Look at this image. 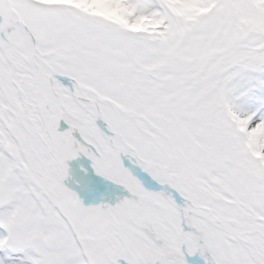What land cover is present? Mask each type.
Masks as SVG:
<instances>
[{
	"label": "snow or ice",
	"instance_id": "6c2138e0",
	"mask_svg": "<svg viewBox=\"0 0 264 264\" xmlns=\"http://www.w3.org/2000/svg\"><path fill=\"white\" fill-rule=\"evenodd\" d=\"M0 264H264V0H0Z\"/></svg>",
	"mask_w": 264,
	"mask_h": 264
}]
</instances>
